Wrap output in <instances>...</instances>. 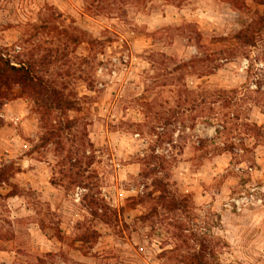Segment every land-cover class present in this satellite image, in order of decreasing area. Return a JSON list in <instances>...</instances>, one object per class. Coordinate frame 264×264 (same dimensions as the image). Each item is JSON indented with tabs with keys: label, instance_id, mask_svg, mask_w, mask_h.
Here are the masks:
<instances>
[{
	"label": "rangeland",
	"instance_id": "rangeland-1",
	"mask_svg": "<svg viewBox=\"0 0 264 264\" xmlns=\"http://www.w3.org/2000/svg\"><path fill=\"white\" fill-rule=\"evenodd\" d=\"M262 20L264 0H0V58L48 87L0 90V264H264V205L223 206L264 183Z\"/></svg>",
	"mask_w": 264,
	"mask_h": 264
},
{
	"label": "built area",
	"instance_id": "built-area-1",
	"mask_svg": "<svg viewBox=\"0 0 264 264\" xmlns=\"http://www.w3.org/2000/svg\"><path fill=\"white\" fill-rule=\"evenodd\" d=\"M255 65L262 67V63L258 62ZM250 66L248 58H243L241 61V69H247ZM252 89L258 88L257 75L253 78L249 85ZM222 128L220 125L216 126H206L204 124H196L193 128L186 125H176L172 131V138L175 142L181 134L190 135L194 142L198 145L202 138H211L216 134V129ZM159 132H164V127L161 126L158 128ZM157 137V135H155ZM171 149V142H164L162 146L157 145L154 148L155 154H159L165 157H169V150ZM143 186H140L142 190ZM86 191V188L82 186H76L74 188V200L79 201L82 197L83 192ZM264 205V183H254L248 186L244 191L235 194L232 197H229L224 203L223 206L225 209L230 211H241L249 209L254 206H263Z\"/></svg>",
	"mask_w": 264,
	"mask_h": 264
},
{
	"label": "trees",
	"instance_id": "trees-1",
	"mask_svg": "<svg viewBox=\"0 0 264 264\" xmlns=\"http://www.w3.org/2000/svg\"><path fill=\"white\" fill-rule=\"evenodd\" d=\"M11 85H16L20 88L30 87L39 96L48 95L46 91L47 85L35 75L30 67L23 64L14 66L0 58V90L2 87L9 88Z\"/></svg>",
	"mask_w": 264,
	"mask_h": 264
},
{
	"label": "crops",
	"instance_id": "crops-1",
	"mask_svg": "<svg viewBox=\"0 0 264 264\" xmlns=\"http://www.w3.org/2000/svg\"><path fill=\"white\" fill-rule=\"evenodd\" d=\"M207 164L210 165V161H208Z\"/></svg>",
	"mask_w": 264,
	"mask_h": 264
}]
</instances>
